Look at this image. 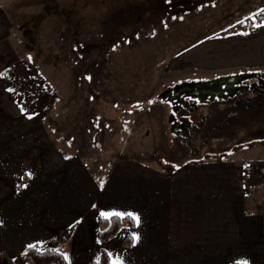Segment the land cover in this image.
Wrapping results in <instances>:
<instances>
[{"label": "rangeland", "instance_id": "rangeland-1", "mask_svg": "<svg viewBox=\"0 0 264 264\" xmlns=\"http://www.w3.org/2000/svg\"><path fill=\"white\" fill-rule=\"evenodd\" d=\"M20 4L28 12L18 18L22 62L11 85L27 96L18 102L43 120L62 148L83 154L95 176L168 175L203 160H234L245 185L264 184V133L241 136L264 129V110L245 116L247 125L237 127L228 147L187 161L176 152L169 107L160 95L182 82L239 74L233 72L239 70L238 55L230 58V51L248 42L242 25L263 22L264 0Z\"/></svg>", "mask_w": 264, "mask_h": 264}, {"label": "crops", "instance_id": "crops-1", "mask_svg": "<svg viewBox=\"0 0 264 264\" xmlns=\"http://www.w3.org/2000/svg\"><path fill=\"white\" fill-rule=\"evenodd\" d=\"M25 1L0 0V264H28L29 245L92 264L100 213L113 210L139 218L105 244L123 264H264V184L245 185L234 160L168 175L95 176L83 154L62 148L41 118L24 112L18 98L27 95L11 84L22 62ZM248 34L245 47L230 51L238 55L233 72L264 71V20Z\"/></svg>", "mask_w": 264, "mask_h": 264}, {"label": "flooded vegetation", "instance_id": "flooded-vegetation-1", "mask_svg": "<svg viewBox=\"0 0 264 264\" xmlns=\"http://www.w3.org/2000/svg\"><path fill=\"white\" fill-rule=\"evenodd\" d=\"M239 74L244 75L224 82L218 90L196 83L199 81L163 90L161 99L169 107V131L176 139L179 157L195 161L194 156L228 147L238 136L237 127L247 125L245 116L264 110V71ZM247 131L241 136L264 133V129Z\"/></svg>", "mask_w": 264, "mask_h": 264}, {"label": "trees", "instance_id": "trees-1", "mask_svg": "<svg viewBox=\"0 0 264 264\" xmlns=\"http://www.w3.org/2000/svg\"><path fill=\"white\" fill-rule=\"evenodd\" d=\"M253 26V23L248 21L240 29L242 31H250ZM122 222H125L130 228L134 226V220L127 216L123 219L112 217L110 220L105 219L101 215L99 216V257L92 264H110L109 253L105 248V244L116 236L122 226ZM131 242V237L127 236L124 240V245H131ZM23 254L28 264H69L68 260L64 258V254L52 247L42 249L35 245V247L25 248Z\"/></svg>", "mask_w": 264, "mask_h": 264}, {"label": "snow or ice", "instance_id": "snow-or-ice-1", "mask_svg": "<svg viewBox=\"0 0 264 264\" xmlns=\"http://www.w3.org/2000/svg\"><path fill=\"white\" fill-rule=\"evenodd\" d=\"M101 183H103V182H101ZM100 214L102 217H104L105 219H109V220L112 217L123 219L125 216H127V217L135 220L137 224L139 223V218L136 217L131 212L125 213V212H119V211L113 210V211H102ZM133 239L135 241L136 239H138V237L134 236ZM29 247H35V245H29ZM64 258L67 259L66 254H64ZM109 261H110V264H123V261L119 256H116L115 258H113V255L111 253L109 254ZM238 264H246V261L238 262Z\"/></svg>", "mask_w": 264, "mask_h": 264}, {"label": "water", "instance_id": "water-1", "mask_svg": "<svg viewBox=\"0 0 264 264\" xmlns=\"http://www.w3.org/2000/svg\"><path fill=\"white\" fill-rule=\"evenodd\" d=\"M243 75L244 74H231V75H226V76L219 77L217 79L208 80V81H199V82H196V83H199L201 85H205L207 88H214V89L218 90L219 86H222L224 82L228 83L229 81H231V79L238 78V77H241ZM190 83H194V82H190ZM183 84H188V83H183ZM164 92H162L160 94L161 97H162V94Z\"/></svg>", "mask_w": 264, "mask_h": 264}]
</instances>
